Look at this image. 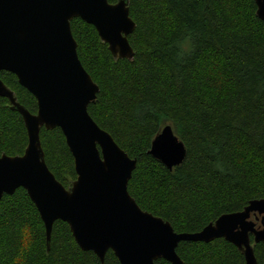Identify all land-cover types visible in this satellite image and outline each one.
<instances>
[{"label":"trees","instance_id":"trees-1","mask_svg":"<svg viewBox=\"0 0 264 264\" xmlns=\"http://www.w3.org/2000/svg\"><path fill=\"white\" fill-rule=\"evenodd\" d=\"M128 7L135 22L130 60L113 58L91 24L70 22L81 64L99 86L87 110L137 159L127 188L140 208L175 232H198L221 214L264 199V22L254 0H128ZM186 36L187 52L180 48ZM0 79L17 102L37 111L36 99L13 73L0 71ZM167 124L185 147L172 169L149 154ZM39 136L46 165L69 187L76 173L62 131L41 127ZM26 145L21 115L0 96V153L21 155ZM253 250L264 264V243ZM176 252L184 264H246L223 238L181 241ZM0 264L100 261L78 246L62 220L54 221L47 249L37 209L17 188L0 200ZM104 264L120 263L108 250Z\"/></svg>","mask_w":264,"mask_h":264},{"label":"water","instance_id":"water-1","mask_svg":"<svg viewBox=\"0 0 264 264\" xmlns=\"http://www.w3.org/2000/svg\"><path fill=\"white\" fill-rule=\"evenodd\" d=\"M254 2L264 22V0ZM74 18L94 26L113 58L132 59L128 35L135 22L128 0H0V71L13 73L37 102V111L30 112L0 79V96L19 112L27 132L21 155L0 153V200L23 188L43 222L47 249L54 221L62 220L78 246L94 252L100 264L108 250L120 264H154L158 259L184 264L176 252L179 242L215 238L235 245L246 264H257L253 244L264 243V199L250 200L242 210L221 214L190 233L175 232L129 194L137 159L88 113L99 86L78 57L70 25ZM41 127H57L65 137L76 173L69 187L46 165ZM149 154L172 169L183 161L185 147L167 124L152 140Z\"/></svg>","mask_w":264,"mask_h":264},{"label":"clouds","instance_id":"clouds-1","mask_svg":"<svg viewBox=\"0 0 264 264\" xmlns=\"http://www.w3.org/2000/svg\"><path fill=\"white\" fill-rule=\"evenodd\" d=\"M180 48H181L183 51H185V52H187V51L190 50V48H191V42H190L189 37L186 36V37L180 42Z\"/></svg>","mask_w":264,"mask_h":264},{"label":"rangeland","instance_id":"rangeland-1","mask_svg":"<svg viewBox=\"0 0 264 264\" xmlns=\"http://www.w3.org/2000/svg\"><path fill=\"white\" fill-rule=\"evenodd\" d=\"M10 107H11V104H10ZM257 226H259V223H257Z\"/></svg>","mask_w":264,"mask_h":264}]
</instances>
